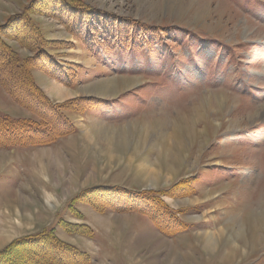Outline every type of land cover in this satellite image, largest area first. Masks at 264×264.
I'll use <instances>...</instances> for the list:
<instances>
[{"label":"rangeland","instance_id":"rangeland-1","mask_svg":"<svg viewBox=\"0 0 264 264\" xmlns=\"http://www.w3.org/2000/svg\"><path fill=\"white\" fill-rule=\"evenodd\" d=\"M38 1L0 0V118L49 125L7 53L56 118L0 148V264H264V0Z\"/></svg>","mask_w":264,"mask_h":264},{"label":"trees","instance_id":"trees-1","mask_svg":"<svg viewBox=\"0 0 264 264\" xmlns=\"http://www.w3.org/2000/svg\"><path fill=\"white\" fill-rule=\"evenodd\" d=\"M38 2H36V0H34L33 6H35L36 8H38V12H40L41 10L38 7L39 6L38 5ZM51 5H53V6H60V7L66 6V8L70 6L66 2H58V1L57 2H53ZM27 9L24 11V15L23 16L27 15V18H30L31 19L30 14L27 11ZM70 9H72V8H70ZM67 10H69V9H67ZM69 11H70V14H71L72 11L71 10H69ZM22 17L20 16L19 18L16 19V20H18V23L19 24H20V22L22 20ZM79 18L82 21L84 17L79 16ZM32 22L34 24V21L33 20H32ZM33 24L32 25H27L23 29V28H21V26H18L16 24H14L13 22H11L10 25L8 24L9 26L7 25L8 27L6 29L4 28L3 30L8 31L9 33H11V37H21V33L31 34L32 35V32H34L33 31V28H35L36 33L33 34V35H35V37H37L39 30H37L36 27H35V25L33 26ZM12 25H14V28H16V31L14 29H11L10 28ZM100 25L103 28V30L104 29H107L103 24H100ZM96 31H97V29H96ZM134 31L139 33L140 31H143V30L134 29ZM0 32H2V30ZM89 32L90 33L91 32L92 33H95L94 32V29L89 30ZM101 33H102L103 36H105V39H108V38H111L112 37V38L116 39L119 42V44L123 45V43H120V42L122 41V38L121 37H124V34H120L119 35V33L118 34L117 33H112L110 31L109 32H103L102 31ZM129 33H131L130 39L133 40V42H135L137 38H133V36H132V33L133 32H129ZM1 41L2 40L0 38V42ZM0 51L3 53V55L6 53V51L3 50L2 48H0ZM44 52H49V51H44ZM35 53H36L35 56L38 55V54H40V55L43 54L42 51H36ZM44 55L46 56V54H44ZM7 56L8 57L6 58V63H5V65H3V67H4L3 70L4 71H7L4 74V75H7V78L4 77L2 79V80H5L6 81V84H4L3 86H4V88H6L7 94H9V96L11 98H13L14 100H16V102H18V101L21 102L20 97L22 99H24L25 101H27L26 98H25L26 96H31V94L32 95H35L37 98H35V97L34 98L37 100V103L38 104L37 105H34V108L35 109H32L31 108L30 110H31V112L36 117H39V116L44 117V119L47 120V122L49 123V125L48 126L45 125L46 128H44V127L37 128L36 125L34 123H30V121H22L24 119H21V120L16 121V120H12V118H9L8 116H5V117L3 116V119L0 118V130H4L5 132L8 133V137L9 138L6 137V139H5L6 141L8 139H12V141L13 142H16V144H14L13 142H12V144L9 143V142H5V144H0V148H4V147L13 148V147H16V146H18V147H25V146H28V147H36L37 146L38 147L40 145L50 144V143L44 142L45 139L42 136H44V137L45 136H50L51 134L53 136H55V133H54V129L53 128L56 125V122L54 121L56 118L54 120H52L50 118V116H47L45 114L44 115L43 114L41 115L40 114V111L37 110L36 107L42 106L45 109H50V110L51 109H54L55 110V108H53L52 106H49L48 103H47V105H44V104L41 103V101H42L41 98L43 97L42 99L45 100V97L43 96V94H41V90H40L39 86L35 83L34 78L31 77V74H30V65L28 66V62L27 61H23V60L20 61V58L18 56H15L14 57L13 55H11L9 53H7ZM47 56H49V55H47ZM47 59H49V58H47ZM0 64H3V61ZM48 65H53L54 66V71H55V68H57V66H55V64L53 62H52V64H48ZM37 66H38V69H39L40 68L39 61L37 63ZM58 67H60V66H58ZM10 69H13V71L10 72ZM44 69H45V71L50 72L47 68H44ZM62 71L64 72L62 74L64 76H66L65 69H62ZM38 94H40L42 97H40ZM44 124H45V121H44ZM40 125L43 126L42 124H40ZM47 127H48V129H47ZM27 134H29L30 136H29V138L26 139V141H28V140L36 137V139L38 140L37 141L38 143L26 142L25 139H23V138H22V141H21L20 138L26 136ZM16 135H20L21 137L16 136ZM16 138H17V141H15ZM53 140H55V139H53ZM103 189H108V187H105ZM72 205L70 206V208H72ZM53 241L60 247V248L57 247L59 249H67L68 248V245L65 244V243L61 244L56 239L53 240ZM55 243H54V246L56 247V244Z\"/></svg>","mask_w":264,"mask_h":264},{"label":"bare ground","instance_id":"bare-ground-1","mask_svg":"<svg viewBox=\"0 0 264 264\" xmlns=\"http://www.w3.org/2000/svg\"><path fill=\"white\" fill-rule=\"evenodd\" d=\"M218 103H220V101H217ZM201 115V114H200ZM203 117V116H202ZM1 163V162H0ZM7 204V203H6ZM5 207H6V205H5ZM11 214V213H10ZM259 214V213H258ZM260 216V215H259ZM257 219H259V218H257ZM263 219V218H262ZM261 219V220H262ZM264 222V221H263ZM262 222V223H263ZM263 225H264V223H263ZM256 227V226H255ZM257 229V228H256ZM255 228H252V227H249V232H250V242H249V244H250V246H252V243H254L255 244V242L258 240L257 239V234H256V230ZM259 231V230H258ZM215 240V239H214ZM203 244H204V247L206 248V250H212V236H205V237H203ZM248 243H246V245H247ZM231 244H227V247L228 246H230ZM232 246H233V244H232ZM230 247L229 248V250L227 251V254H225L224 253V255H222V256H224L223 258L224 259H226L227 261H231L232 260V258H234L235 256V253L234 252H238L237 251V249H235L234 250V248L233 247ZM225 249V250H226Z\"/></svg>","mask_w":264,"mask_h":264}]
</instances>
